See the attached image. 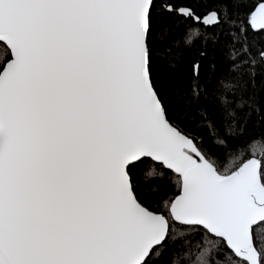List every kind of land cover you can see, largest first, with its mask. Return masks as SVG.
<instances>
[{
  "label": "snow or ice",
  "instance_id": "snow-or-ice-1",
  "mask_svg": "<svg viewBox=\"0 0 264 264\" xmlns=\"http://www.w3.org/2000/svg\"><path fill=\"white\" fill-rule=\"evenodd\" d=\"M0 264H264V0H0Z\"/></svg>",
  "mask_w": 264,
  "mask_h": 264
},
{
  "label": "trees",
  "instance_id": "trees-1",
  "mask_svg": "<svg viewBox=\"0 0 264 264\" xmlns=\"http://www.w3.org/2000/svg\"><path fill=\"white\" fill-rule=\"evenodd\" d=\"M259 147V146H258Z\"/></svg>",
  "mask_w": 264,
  "mask_h": 264
}]
</instances>
